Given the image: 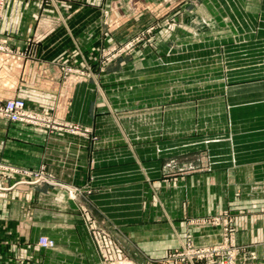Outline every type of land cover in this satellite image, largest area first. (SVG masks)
Wrapping results in <instances>:
<instances>
[{"label": "crops", "instance_id": "crops-1", "mask_svg": "<svg viewBox=\"0 0 264 264\" xmlns=\"http://www.w3.org/2000/svg\"><path fill=\"white\" fill-rule=\"evenodd\" d=\"M181 1L7 0L0 101L23 100L62 128L0 117V264H100L80 221L86 206L137 264H170L163 259L188 239L219 241L220 225L202 219L224 213L235 243L264 259V78L248 81L264 72L228 70L225 85L212 84V112L201 115L202 101L194 118L169 102L161 117L125 121L108 96L122 87L107 86L118 70L100 66L101 48L168 22ZM131 6L134 17L119 16ZM37 174L47 181H31Z\"/></svg>", "mask_w": 264, "mask_h": 264}, {"label": "rangeland", "instance_id": "rangeland-1", "mask_svg": "<svg viewBox=\"0 0 264 264\" xmlns=\"http://www.w3.org/2000/svg\"><path fill=\"white\" fill-rule=\"evenodd\" d=\"M175 1L179 0H151L164 6ZM180 4L182 13L172 12L166 18L168 22L143 26L130 32L120 43L109 41L101 48L100 66H116L118 70L116 78L108 79L107 86H121L122 90H113L108 96L125 121L132 117L147 118L150 113L161 117L163 106L169 102L183 104L187 109L183 116L194 118L196 104L204 101L200 113L210 114L212 84L225 85L224 75L228 70L251 66L253 72H264V0H182L175 6ZM134 10L131 6L126 14L119 16L132 18L136 15ZM164 14L162 9L155 12L159 18ZM110 17L108 13V23ZM93 64L87 62V71L94 70ZM150 72L154 78L149 77ZM261 78L264 76L248 81ZM135 86H139V93L133 92L138 88ZM153 89L154 93L149 95ZM125 129L131 130L130 122L125 124ZM45 177L33 175L31 181H47ZM80 209V221L89 230L100 264H137L126 253L125 238L116 237L109 227L108 230L89 221L87 206ZM99 230L107 235L95 234Z\"/></svg>", "mask_w": 264, "mask_h": 264}, {"label": "built area", "instance_id": "built-area-1", "mask_svg": "<svg viewBox=\"0 0 264 264\" xmlns=\"http://www.w3.org/2000/svg\"><path fill=\"white\" fill-rule=\"evenodd\" d=\"M6 6L7 0H0V20L3 9ZM8 50V46L0 40V52ZM0 117L44 128H62L58 127L47 114L28 108L24 101L20 99L0 101ZM67 127L71 132H85L84 129L77 125H67ZM67 189L70 194L75 192L73 188ZM202 223L220 225V240L210 244H195L188 239L179 248L170 250L164 261L170 264H264V259H259L254 251L250 249L248 251L245 245L235 243L232 236L230 218L227 213L221 216L206 217L202 219ZM98 233L104 234L102 237L107 235L103 230L95 232V234ZM39 243L50 246L53 242L42 237L39 239ZM104 243H107L106 240H104ZM116 249L117 252L120 251L119 248Z\"/></svg>", "mask_w": 264, "mask_h": 264}]
</instances>
